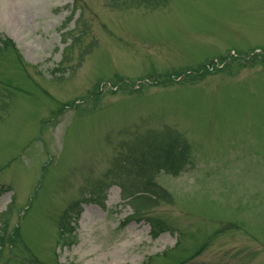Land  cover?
I'll return each mask as SVG.
<instances>
[{
  "label": "rangeland",
  "instance_id": "374dc122",
  "mask_svg": "<svg viewBox=\"0 0 264 264\" xmlns=\"http://www.w3.org/2000/svg\"><path fill=\"white\" fill-rule=\"evenodd\" d=\"M0 264H264V0H0Z\"/></svg>",
  "mask_w": 264,
  "mask_h": 264
}]
</instances>
